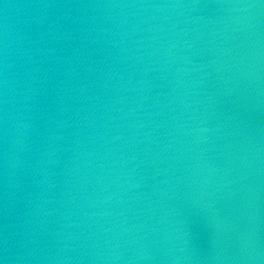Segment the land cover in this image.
<instances>
[{
  "label": "water",
  "instance_id": "1",
  "mask_svg": "<svg viewBox=\"0 0 264 264\" xmlns=\"http://www.w3.org/2000/svg\"><path fill=\"white\" fill-rule=\"evenodd\" d=\"M0 264H264V0H0Z\"/></svg>",
  "mask_w": 264,
  "mask_h": 264
}]
</instances>
